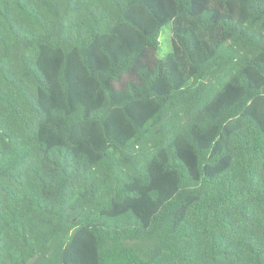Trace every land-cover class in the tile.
I'll list each match as a JSON object with an SVG mask.
<instances>
[{
  "label": "trees",
  "instance_id": "1",
  "mask_svg": "<svg viewBox=\"0 0 264 264\" xmlns=\"http://www.w3.org/2000/svg\"><path fill=\"white\" fill-rule=\"evenodd\" d=\"M0 264H264V0H0Z\"/></svg>",
  "mask_w": 264,
  "mask_h": 264
},
{
  "label": "rangeland",
  "instance_id": "2",
  "mask_svg": "<svg viewBox=\"0 0 264 264\" xmlns=\"http://www.w3.org/2000/svg\"><path fill=\"white\" fill-rule=\"evenodd\" d=\"M170 33H171L170 27H165L161 33L160 55H163L165 52H168L171 49V41L169 40Z\"/></svg>",
  "mask_w": 264,
  "mask_h": 264
}]
</instances>
